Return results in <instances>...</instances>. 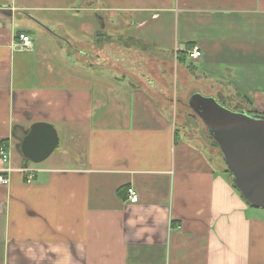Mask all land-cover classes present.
<instances>
[{
	"label": "crops",
	"instance_id": "0c3cea01",
	"mask_svg": "<svg viewBox=\"0 0 264 264\" xmlns=\"http://www.w3.org/2000/svg\"><path fill=\"white\" fill-rule=\"evenodd\" d=\"M103 1L0 0V264H264V220L191 105L264 112V0ZM68 17L77 37L52 35ZM180 112L215 146L180 137ZM36 123L58 152L33 166L20 147Z\"/></svg>",
	"mask_w": 264,
	"mask_h": 264
},
{
	"label": "water",
	"instance_id": "95a60500",
	"mask_svg": "<svg viewBox=\"0 0 264 264\" xmlns=\"http://www.w3.org/2000/svg\"><path fill=\"white\" fill-rule=\"evenodd\" d=\"M194 111L201 116L210 136L222 152L231 183L246 204L264 210V113L231 111L212 99L195 95ZM58 146V136L50 124H33L21 142V155L37 164Z\"/></svg>",
	"mask_w": 264,
	"mask_h": 264
},
{
	"label": "rangeland",
	"instance_id": "374dc122",
	"mask_svg": "<svg viewBox=\"0 0 264 264\" xmlns=\"http://www.w3.org/2000/svg\"><path fill=\"white\" fill-rule=\"evenodd\" d=\"M121 3L119 0H117V3ZM68 3L70 2H67L65 5H67ZM104 3L103 0H101L100 2V5H102ZM67 13L68 15L69 14H72L70 12H63L61 14H55V13H52V15H58L60 17H62V15L64 16V14ZM125 12H119L118 14H123ZM125 14H129V13H125ZM68 19H72L71 21L69 22H66L64 23L65 20H60L59 19V22L61 23L62 22V25H63V29L59 28L57 25L55 26V23H53V26L52 28H50V32L52 35H57V36H61L67 40H70L71 38H75L77 37V28H76V18L75 17H68ZM90 20H94L92 18L90 19H84L83 21H90ZM192 87V86H191ZM197 88H200V86H197ZM174 89L176 90V92L179 94L178 98L180 99V101H182L183 105L187 104V101H188V97L190 96L191 92L194 91V90H191V88L189 87L188 90H185L184 88H181V86H174ZM239 98V97H237ZM231 98L228 99V101H230ZM244 100V99H243ZM224 102V105H226L225 103H227V108L230 109V110H241L240 108H245L247 110H250L251 112L252 111H256L254 109V107H251L249 105H246V101L241 102L240 100L239 101H230V102ZM243 103V104H242ZM260 111H263L264 108H259ZM185 112V111H184ZM176 112L174 111V114ZM177 133L178 135L181 137L183 136L184 133H189L191 134L195 139H200V141L202 142H205L206 144H211L213 146L214 145V142L209 139L207 137V134H206V130L205 128L203 127L202 123L197 119V117H195L193 114L187 112V113H182L180 112V118H179V121L177 123ZM60 140L62 141V138H60ZM217 150L218 147H216ZM58 152L57 149L54 150V152L50 155V157L47 159V160H52L54 154ZM219 152V151H218ZM17 154H16V158H17ZM213 156V155H212ZM210 156V157H212ZM222 161V162H221ZM220 161V164H224L223 160ZM217 162H219V160H217ZM212 164L213 166H215L216 163V160L212 158ZM222 164V165H223ZM33 166L35 164H32ZM252 210V213L257 216V217H260L262 220H264V210L262 209H254L252 207H250Z\"/></svg>",
	"mask_w": 264,
	"mask_h": 264
},
{
	"label": "built area",
	"instance_id": "2783aa9c",
	"mask_svg": "<svg viewBox=\"0 0 264 264\" xmlns=\"http://www.w3.org/2000/svg\"><path fill=\"white\" fill-rule=\"evenodd\" d=\"M18 39L22 48L25 49L31 48L32 40L30 39L29 36L20 35ZM186 56L189 60L196 61L201 57V52L197 48H194L192 50L187 51ZM9 158H10L9 153L6 152L4 149L0 148V161L3 164H6L9 162ZM29 179H32V177L30 176ZM8 183H9V179L8 177H6L5 172H3L2 174H0V184L8 185ZM126 193L130 203L134 204L138 202V196L133 189L131 188L127 189Z\"/></svg>",
	"mask_w": 264,
	"mask_h": 264
},
{
	"label": "trees",
	"instance_id": "16d2710c",
	"mask_svg": "<svg viewBox=\"0 0 264 264\" xmlns=\"http://www.w3.org/2000/svg\"><path fill=\"white\" fill-rule=\"evenodd\" d=\"M181 55H183V57L185 56L184 55V52H179L178 53V55L177 56H179V61L181 62V60H182V57H181ZM249 112H251V111H249ZM251 113H258L257 111H252ZM261 113H264V112H261ZM25 163H26V161H25ZM229 174V173H228Z\"/></svg>",
	"mask_w": 264,
	"mask_h": 264
},
{
	"label": "flooded vegetation",
	"instance_id": "af4514ba",
	"mask_svg": "<svg viewBox=\"0 0 264 264\" xmlns=\"http://www.w3.org/2000/svg\"><path fill=\"white\" fill-rule=\"evenodd\" d=\"M231 174V173H230Z\"/></svg>",
	"mask_w": 264,
	"mask_h": 264
}]
</instances>
